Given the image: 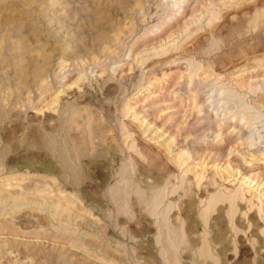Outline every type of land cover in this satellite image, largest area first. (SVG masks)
<instances>
[{"label":"rangeland","instance_id":"1","mask_svg":"<svg viewBox=\"0 0 264 264\" xmlns=\"http://www.w3.org/2000/svg\"><path fill=\"white\" fill-rule=\"evenodd\" d=\"M0 264H264V0H0Z\"/></svg>","mask_w":264,"mask_h":264}]
</instances>
